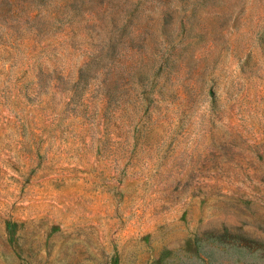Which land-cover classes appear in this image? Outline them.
<instances>
[{
    "label": "rangeland",
    "instance_id": "rangeland-1",
    "mask_svg": "<svg viewBox=\"0 0 264 264\" xmlns=\"http://www.w3.org/2000/svg\"><path fill=\"white\" fill-rule=\"evenodd\" d=\"M0 264H264V0H0Z\"/></svg>",
    "mask_w": 264,
    "mask_h": 264
}]
</instances>
